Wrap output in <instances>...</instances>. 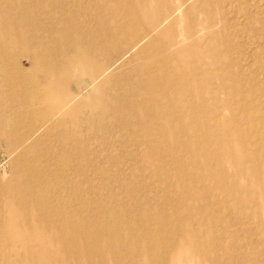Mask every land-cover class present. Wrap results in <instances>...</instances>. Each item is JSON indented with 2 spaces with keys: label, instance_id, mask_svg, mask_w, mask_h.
I'll list each match as a JSON object with an SVG mask.
<instances>
[{
  "label": "bare ground",
  "instance_id": "obj_1",
  "mask_svg": "<svg viewBox=\"0 0 264 264\" xmlns=\"http://www.w3.org/2000/svg\"><path fill=\"white\" fill-rule=\"evenodd\" d=\"M108 1L111 0H34L32 3L19 0L12 4L11 0H0V87H5L0 96L6 97L4 101L8 99L5 105L0 104V141L5 142L9 150L23 148L19 154V169L13 171L0 189V246H3V258L8 264H76L83 253L90 254L89 246L95 241L91 222L93 201L91 195H83V192L90 193L91 190L83 189L72 176L74 171L82 168L79 164L93 144L92 137L86 132L96 130V138L99 131L124 130L127 136L122 144L125 148L132 146L135 139L136 150L149 146L147 158L146 154L138 158L144 162V168L146 163L151 165V162L159 161L157 143L166 138L164 134L155 139L158 124L164 125L167 133H181L177 136L180 147L189 153L190 160L197 163L202 172L209 171L213 156L224 166V156L231 152L227 146L229 141L221 137L216 139L204 117L218 113L206 105L211 97L221 104L220 97L212 91L214 78H219L223 84L230 83L234 88V39L228 42L226 49L212 44L190 61L178 60L182 67L180 73H172L173 60L186 49L169 52L178 42L169 45L157 41L164 31L158 37L154 35L160 24L157 25L158 17L153 13L152 2L124 0V15L116 23L112 14L107 18L103 16ZM92 3L98 4L97 11L90 8ZM114 9L117 14V5L111 10ZM6 17L10 18L8 22ZM207 20L213 25L214 15L210 10ZM254 25L252 30L256 34L258 29ZM227 27V24L223 26L224 29ZM196 29L200 32L204 27ZM197 32L189 30L186 36L193 37ZM147 39L149 42L132 56L131 60H139L138 63L112 80L103 79L106 66L116 56L129 55ZM75 64L76 68L82 67L85 74L83 79L78 72L76 91L70 80ZM259 64L255 60L247 78L249 98L264 101V77L260 78L256 69ZM194 65H202L203 70L198 71ZM217 66L225 71L221 77L209 73ZM186 68L191 73H187ZM94 83H99V93L86 103L81 99L82 92ZM195 93L201 96L197 103L188 99ZM232 95L234 97V91ZM143 103L145 106L140 110L139 105ZM151 115L158 124L148 121ZM184 115L190 118L189 125L181 122ZM173 118L179 125L173 123ZM135 120L139 122L138 126ZM225 128L221 127L223 130L229 127ZM197 129L203 130V140L193 138ZM39 132L43 134L31 142ZM211 143L218 145L220 154L201 153L199 146L208 148ZM193 144L197 145L193 147ZM238 146V150L234 147L237 164L234 176L241 170L247 173L244 167L248 157L247 140L242 138ZM164 160L174 162V159ZM157 173L159 177L162 175ZM220 174V181H223V169ZM100 179L108 180L106 176H100ZM122 184L126 194L132 195L131 188ZM61 185L73 189L66 194L68 191ZM199 206L210 212L212 205L204 202ZM211 216L208 219L211 228L207 222H202L199 227L176 232L172 244L176 252L168 259L166 253L159 251L154 237L145 235L151 243V254L160 257V264H184V254L191 252L180 247L184 239L190 244L192 253L209 258L208 247L216 246L217 239L228 235L227 230L219 229L220 217ZM194 220V216H190L185 223L191 226ZM261 221L257 228L263 232V217ZM227 224L230 225L231 220ZM105 226L107 229V224ZM105 231L99 234L101 238L108 236ZM260 253L257 250L255 254ZM84 264L92 262L88 260Z\"/></svg>",
  "mask_w": 264,
  "mask_h": 264
},
{
  "label": "rangeland",
  "instance_id": "obj_2",
  "mask_svg": "<svg viewBox=\"0 0 264 264\" xmlns=\"http://www.w3.org/2000/svg\"><path fill=\"white\" fill-rule=\"evenodd\" d=\"M16 1L19 2V0H11V3ZM20 1L32 3L34 0ZM97 1L94 0V2ZM111 1H108L111 5L108 3L104 7L103 16L107 18L112 14L116 23H119L124 15L122 2L125 1ZM146 1L152 2L153 13L156 18L158 17L157 25L160 24L155 29L154 35L158 37L164 31L161 39L157 41L166 42L169 45L172 42H178L169 52L174 49L177 51L186 49V52L177 54V59L173 60L175 66L174 69L172 68V73H180L182 67L178 60L190 61L202 49H207L212 44L221 45L226 49L228 42L234 39V88L230 83L223 84L219 78H214L212 91L220 97L221 104L211 97L206 105L210 109L215 108L218 113L216 116L204 117L210 124L212 135L216 139L221 137L229 141L227 146H230L228 150L231 152L229 156H224V166L217 161L216 156H213L209 162V171L202 172V168L190 160L189 153L180 147L177 136L181 133H167L165 126L159 125L155 119L153 120L154 115H151V120L148 121L153 120L152 123L158 124L155 139L162 138L164 134L166 139L157 143L156 155L159 161L155 164L151 162V165L146 163L147 169H145L144 162L139 161L138 158L145 154L147 158V153L150 152L149 146L136 150V146L133 145L136 142L135 139L131 142L132 146L125 148L122 144L127 136L124 130L104 131V133L99 131L96 136L98 139L94 138L96 130L86 132L87 136L92 137L91 152L86 153L79 164L82 168L74 171L72 176L83 189L91 190L90 193L83 192V195H91V202L93 201L91 222L95 241L89 246L90 254L83 253L76 264H84L88 260L92 264H160V257L155 253L151 254V243L146 240L145 235L154 237L159 251L166 253L168 259L169 255L176 252V248L172 246L176 237L175 233L185 232L190 227H199L203 224L202 222H207L211 228L212 223L208 224L209 217L212 218L211 214L220 217L219 229L222 232L227 230L228 235L217 239L218 249L212 245L208 247L210 257L206 259L192 253L190 244L181 237L180 247L191 251L184 254L182 258L184 264H264V231L257 228L262 222L261 218L264 219V101L249 98L247 82L255 60L260 63L256 68L260 78L264 77V0ZM116 5L117 14L120 13V16H116L115 9L111 10ZM97 6V3H92L90 8L97 11ZM234 7H236L235 11ZM208 10L214 15L213 25L208 23ZM132 16L131 13V18ZM9 19L6 17L7 22ZM253 23L258 29L256 34L252 30ZM225 24L229 28L224 29ZM200 27L204 29L199 32L200 29L196 28ZM189 30L198 32L195 36L188 37L186 34ZM149 40L139 44L135 50L132 49L129 55L116 56V59L106 66L107 71L103 79L112 80L118 73L127 72L138 63L139 60H131L132 56L138 53ZM197 40L199 44H196ZM220 42L223 43L219 44ZM55 56L57 57L56 54ZM193 67H196L198 71L203 70L202 65ZM78 72H81L84 79L83 68L79 65L76 68L75 64L70 77L74 84L72 86L74 91L78 90L76 89L79 82ZM187 73L191 71L187 70ZM209 73L221 77L225 71L217 66ZM98 87L99 83H94L90 88L86 87L81 99L86 103L92 101L99 93ZM3 88L5 87H0V91ZM5 98L0 96L1 105L8 103V99L3 100ZM188 99L197 103L201 96L195 93ZM142 106H145L144 103L139 105L140 110ZM183 118L184 121L181 120V122L189 125L190 118L185 115ZM134 123L136 126L139 125L136 120ZM173 123L179 125L176 118H173ZM222 126L229 128L223 130ZM42 134V132L36 133L31 142ZM203 134V130L197 129L193 138L198 141L203 140ZM242 138L247 140L248 157L244 164L247 173L241 170L238 176H234V168L237 167L234 161V147L238 150ZM47 142L49 143V138ZM28 145L25 147L27 148ZM195 145L197 144L192 146ZM208 146L204 148L200 145L201 153L220 154L216 143L208 144ZM36 147L39 149L40 146L36 145ZM9 148L5 142L0 141V189L11 178L13 171L20 167L19 154L23 148L14 150ZM164 159H174V162L166 163ZM55 168L62 170L60 167ZM222 169L225 178L220 181ZM157 171L162 174L160 177ZM100 176H106L108 180L100 181ZM61 183L65 184V181ZM122 183H126L128 188H131L132 195L126 194ZM61 186L64 191H68L66 194L73 189L69 185ZM113 189L115 192H112ZM99 193L101 195H98ZM204 202L212 205L210 212H206L199 206ZM256 208L257 212H255ZM190 216H194L195 220L191 222V226H188L185 219ZM229 220H231L230 225L227 224ZM104 231L108 236L101 238L99 234ZM200 238L203 239L201 234ZM2 247L0 246V264H8V260L3 258ZM257 250L261 252L259 255L255 254ZM117 253H119V259Z\"/></svg>",
  "mask_w": 264,
  "mask_h": 264
}]
</instances>
